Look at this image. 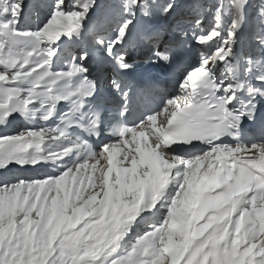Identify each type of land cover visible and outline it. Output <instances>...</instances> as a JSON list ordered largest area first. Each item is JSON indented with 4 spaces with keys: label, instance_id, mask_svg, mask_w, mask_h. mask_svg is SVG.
Returning a JSON list of instances; mask_svg holds the SVG:
<instances>
[{
    "label": "snow or ice",
    "instance_id": "snow-or-ice-1",
    "mask_svg": "<svg viewBox=\"0 0 264 264\" xmlns=\"http://www.w3.org/2000/svg\"><path fill=\"white\" fill-rule=\"evenodd\" d=\"M0 264H264V0H0Z\"/></svg>",
    "mask_w": 264,
    "mask_h": 264
},
{
    "label": "bare ground",
    "instance_id": "bare-ground-1",
    "mask_svg": "<svg viewBox=\"0 0 264 264\" xmlns=\"http://www.w3.org/2000/svg\"><path fill=\"white\" fill-rule=\"evenodd\" d=\"M103 1V0H102Z\"/></svg>",
    "mask_w": 264,
    "mask_h": 264
},
{
    "label": "rangeland",
    "instance_id": "rangeland-1",
    "mask_svg": "<svg viewBox=\"0 0 264 264\" xmlns=\"http://www.w3.org/2000/svg\"><path fill=\"white\" fill-rule=\"evenodd\" d=\"M103 2V1H102Z\"/></svg>",
    "mask_w": 264,
    "mask_h": 264
}]
</instances>
